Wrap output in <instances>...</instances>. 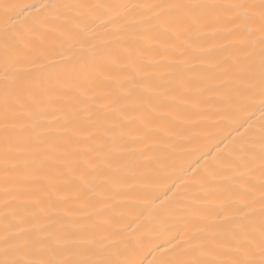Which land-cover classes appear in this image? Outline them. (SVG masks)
Instances as JSON below:
<instances>
[{"label": "snow or ice", "instance_id": "snow-or-ice-1", "mask_svg": "<svg viewBox=\"0 0 264 264\" xmlns=\"http://www.w3.org/2000/svg\"><path fill=\"white\" fill-rule=\"evenodd\" d=\"M28 9L35 14L14 23ZM113 9L136 10L144 24L129 27L127 16L110 17ZM97 21L104 33L95 30ZM217 31L227 32L236 50L196 70L203 61L187 59L191 37ZM131 41L144 42L135 49L140 53L149 42L187 47L168 43L173 54L161 80L135 64ZM37 51L52 55L41 63L33 58ZM25 62L46 79H29ZM0 73V264H144L95 222L126 184L116 147L119 105L151 112L161 98L184 103L196 89L223 91L230 102L234 94L242 101L237 108L258 102L264 114V0L23 6L0 0ZM106 80L109 88L100 87ZM240 127L254 128L247 121ZM218 179L229 186L219 210L194 231L157 245L151 264H264V123L214 160L180 199L206 202ZM181 207L177 201L163 213L182 216Z\"/></svg>", "mask_w": 264, "mask_h": 264}, {"label": "bare ground", "instance_id": "bare-ground-1", "mask_svg": "<svg viewBox=\"0 0 264 264\" xmlns=\"http://www.w3.org/2000/svg\"><path fill=\"white\" fill-rule=\"evenodd\" d=\"M23 5H38L41 0H12ZM67 2L132 4L151 3L154 0H67ZM20 10H18L19 12ZM120 13L117 16V13ZM29 13L35 14L33 9L18 16L14 23H23ZM127 16L129 27L142 26L144 21L136 10L125 13L122 9L110 10V17H117L119 21ZM110 17H105L112 26ZM97 32L104 33V25L97 21L94 25ZM105 35H109L105 33ZM54 45L55 37H51ZM192 47L187 49L189 61L199 58L203 63L196 66V70L207 68L211 63L221 61L234 52L237 45L230 42L225 31L215 34L206 32L191 37ZM142 41L128 42L133 49L132 60L148 71L156 70L157 79H164V69L172 51L168 43H175L179 47H187L180 41L166 42L163 46L151 43L144 45L142 53L135 49L143 44ZM51 52L37 51L33 58L46 63ZM123 70V69H120ZM22 72L29 79L40 82L46 79L45 72L25 62ZM2 74V73H0ZM111 81H104L100 87L109 88ZM115 95V89H112ZM156 110L145 112L143 109L129 104L120 107L119 123L123 130H116V147L121 163L122 172L127 174L126 184L119 190L117 199L109 201V208L103 209V215L96 219L103 234L111 237L118 235L120 249L134 255V258L151 264L157 255L153 251L160 244H167L175 237L184 236L187 231H194L204 223L205 217H212L219 210L221 202L229 195L228 185L217 180L211 191L204 195L207 201L198 205H191L189 201L180 199L197 185L195 182L203 177L214 160L226 156L233 143L248 135L264 123V114L259 103L254 106L239 108L234 104H241L233 94L230 102L226 94L216 91L200 93L196 89L187 97V102L167 100L161 98ZM170 105V106H169ZM247 121L254 128H241L240 124ZM247 127V125L245 126ZM239 129V133L237 132ZM260 145L257 140L255 151L259 153ZM3 152V142L0 138V153ZM4 179L0 166V197L3 195ZM171 189V191L169 190ZM144 193H149L147 200ZM179 202L184 213L178 217H166L163 213L175 202ZM2 206V205H0ZM107 221V222H106ZM0 220V228H2Z\"/></svg>", "mask_w": 264, "mask_h": 264}]
</instances>
